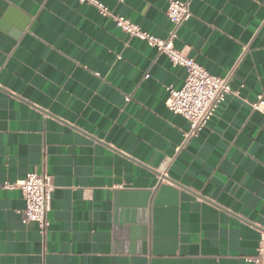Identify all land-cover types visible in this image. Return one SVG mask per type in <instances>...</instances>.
I'll return each mask as SVG.
<instances>
[{"label": "crops", "instance_id": "obj_1", "mask_svg": "<svg viewBox=\"0 0 264 264\" xmlns=\"http://www.w3.org/2000/svg\"><path fill=\"white\" fill-rule=\"evenodd\" d=\"M99 1L157 37L172 28L169 0ZM181 1L191 16L176 47L232 73L239 91L185 145L190 123L167 107L183 67L94 4L0 0V184L31 171L55 183L45 235L22 222V191L0 189V264H255L264 113L250 103L264 95V0ZM163 184L177 206H160L154 250ZM144 215L147 226L132 221Z\"/></svg>", "mask_w": 264, "mask_h": 264}, {"label": "built area", "instance_id": "obj_2", "mask_svg": "<svg viewBox=\"0 0 264 264\" xmlns=\"http://www.w3.org/2000/svg\"><path fill=\"white\" fill-rule=\"evenodd\" d=\"M78 1L96 5L100 13L111 17L122 31L146 41L159 53L167 55L174 65L186 70L184 85L179 89L168 87L167 100L168 109L184 116L190 123V129L185 133L183 145L208 125L219 106L229 95H239V91L234 90L231 85L232 73L226 76L213 74L194 57L176 47L175 42L179 29L191 16L190 1L169 0L166 14L172 23V28L166 38L157 37L130 19L115 14L99 0ZM250 105L253 109L264 113V95L259 94L257 100L251 102ZM0 189H20L22 191L25 200L22 222H36L40 233L45 235L51 224L49 212L52 208V194L55 189L54 177L46 172L31 171L15 182L4 181L0 184ZM249 261L264 264V234L260 241L259 253Z\"/></svg>", "mask_w": 264, "mask_h": 264}, {"label": "water", "instance_id": "obj_3", "mask_svg": "<svg viewBox=\"0 0 264 264\" xmlns=\"http://www.w3.org/2000/svg\"><path fill=\"white\" fill-rule=\"evenodd\" d=\"M23 28V27H22ZM166 202H168L172 207H176L177 206V191L174 190L172 187L163 184L160 186V189L158 191V194L156 195V197L153 200V222H154V228L152 231V243L154 246V250L156 249V247L158 246L159 242H160V230H159V215L160 213L163 211L161 209L160 206H162L163 204H165ZM146 212V211H145ZM143 211V213H145ZM148 217V216H147ZM145 217V215L142 217V219L139 218H135L134 216L132 217V221L135 223L136 221H139L140 223L144 224V226L147 224L148 222V218ZM147 226V225H146ZM135 228V227H133ZM143 229L145 230L143 239L145 240L144 243L142 244H147V238L148 235L146 233V229L147 227H143Z\"/></svg>", "mask_w": 264, "mask_h": 264}]
</instances>
